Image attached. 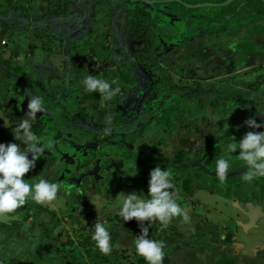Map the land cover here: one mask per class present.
Segmentation results:
<instances>
[{
    "label": "flooded vegetation",
    "instance_id": "af4514ba",
    "mask_svg": "<svg viewBox=\"0 0 264 264\" xmlns=\"http://www.w3.org/2000/svg\"><path fill=\"white\" fill-rule=\"evenodd\" d=\"M147 1L155 9L164 0ZM219 1L184 0L192 7ZM143 5L141 0H0V136L8 143L14 136L11 118L26 114L13 104L14 91L21 89L17 76L34 83L36 62L45 86L55 84L49 89L61 88L67 74L77 80L76 118L68 123L82 126L74 138L77 149L53 156L44 169L36 164L26 175L30 185L47 179L62 188L51 203L29 199L14 212L21 217L0 219V264H147L135 252L138 222L124 221L119 209L128 193L149 198V174L156 166L172 173L175 199L190 217L174 218L167 227L150 224L149 238L166 245L163 264H264V177L245 182L247 167L239 150L227 149L239 141L234 134L242 139V114L249 107L256 113L252 97L242 106L224 97L255 71L240 70L247 53L244 57L237 49L243 42L237 16L227 21L217 8L208 7L205 26L180 33L172 27L176 21L166 26L157 11ZM52 12L60 19L54 20L55 29L65 24L68 38L82 42L83 50L61 42V51H53L51 43L61 37L49 34ZM255 20L264 22V9ZM84 38L89 44H83ZM208 39L213 44L207 45ZM130 44L137 46L129 58L124 50ZM174 46L186 47L187 56L174 54ZM88 76L115 81L112 87L118 84L120 94L105 101L98 92L87 91ZM223 102L226 113H220ZM256 117L264 123V117ZM161 123L169 125L155 137L149 125L161 128ZM207 141L212 150H206ZM221 157L230 161L229 173L234 172L225 182L211 175ZM98 218L111 234L113 250L107 256L92 239Z\"/></svg>",
    "mask_w": 264,
    "mask_h": 264
},
{
    "label": "clouds",
    "instance_id": "9594fccd",
    "mask_svg": "<svg viewBox=\"0 0 264 264\" xmlns=\"http://www.w3.org/2000/svg\"><path fill=\"white\" fill-rule=\"evenodd\" d=\"M113 83L116 82L109 83L94 76H88L84 80L86 90L98 92L105 101H110L121 92L118 84L115 88L112 87ZM27 109L25 116L12 129L14 139L20 141L25 150H21V144L0 143V217L17 211L26 205L29 199L42 205L51 203L62 188L59 182L50 183L47 179L39 180L34 186L25 180L26 175L35 168L37 159L46 149L50 151L52 147L51 144L45 147L31 130L32 121L37 118L38 113L44 111L42 98L33 95L28 99ZM107 120L111 123L112 117L108 116ZM244 123L252 129L264 127V123H257L256 119L251 117ZM227 149L230 153H237L239 150V159L247 167V171L242 175L245 182L251 183L258 177H264V131H248L239 141L229 143ZM230 167L228 159L221 157L217 160L216 173L221 182L226 181ZM149 175V198L145 200L136 192L128 193L119 209V215L124 221L135 219L140 226V234L136 235L134 241L135 252L144 258L147 264H163L166 245L162 240L149 238L150 224L158 221L167 227L174 218L182 217L184 221H188L190 217L175 199L177 192L172 183V173L156 166L151 169ZM92 239L102 254H111V234L100 218L94 223Z\"/></svg>",
    "mask_w": 264,
    "mask_h": 264
},
{
    "label": "water",
    "instance_id": "95a60500",
    "mask_svg": "<svg viewBox=\"0 0 264 264\" xmlns=\"http://www.w3.org/2000/svg\"><path fill=\"white\" fill-rule=\"evenodd\" d=\"M141 1L144 5L147 6L146 8L150 9L152 12L157 11L162 16V20L164 19L162 21L164 25L172 26V23L176 21L178 25L172 27L178 29L180 33L188 31L189 28L197 29L198 27L201 28L202 26H205V23H207V21L202 22V20H207L208 14H204V11L208 10L207 8L210 7L212 10L217 8L219 10V13L222 15L220 16V18H224L227 21L229 20V18L237 16L236 21H238L239 23L237 26L238 33L241 30V34L243 36L247 33L251 35L252 30L250 28H252V26H250V24L256 19V16L261 14L262 10L264 9V0H220L219 2H208L197 7H192L194 5H190L184 2V0H164L161 2L163 4L159 8L155 9H153L152 5L148 4L147 0ZM204 7H206V9H203ZM198 9H200V11ZM86 12L87 10L83 11V13ZM49 18L51 19V21L49 22V34L51 36L58 35V37H61L56 38V40H59L60 43L62 42L61 46L76 42V38H68L70 37V30L69 27H67L65 24L62 28L59 29V31L55 29L56 25L54 24V20L59 18L54 17L53 12L50 14ZM212 19V24L216 25L218 23V18L216 19L215 17ZM204 30L205 28L203 29V31ZM57 32L59 33L57 34ZM189 39L198 40L199 38ZM238 39H240L241 41L245 40V38ZM247 39L249 38H246V40ZM82 41L83 44H89L88 39L84 38ZM60 43L57 44L60 45ZM134 43L139 44L138 41H135ZM78 44L82 45V42H79ZM119 46H121V44H119ZM135 51L136 47L132 46V44H130L124 50L126 56L128 57L129 55L131 56L135 54ZM131 61L135 66L134 60ZM41 67L42 66H40V64L36 62L35 77L33 83L37 86H41V90H33L30 87L31 84L28 83V81L21 78L20 76H17V82L21 89H18V91H14L13 104H15L18 112L21 113L22 111V113H26L28 110V99H30L33 95H38L43 100L44 111L42 113H38L37 118L32 121L31 130L40 138L45 147H47L49 144L52 145L51 149L53 150V153H50L49 150L46 149L41 157L36 161V164L38 165L37 167H41L44 169L50 165L53 156L59 158L62 154H68V148L77 149L74 138L78 134L77 128H82V126L77 123H68V120H70L71 118H76V114L74 111L77 107L73 104L79 92V85L76 86L78 84L77 80L73 81L70 75L67 74L65 83L61 88L60 86L56 85L55 87L49 89V87L55 84L51 83L49 86H45L44 80L39 76ZM42 81L44 84H42ZM136 81L138 83V78H136ZM257 83L258 84L256 86V90L252 92V99L255 102V108L257 111L256 114L260 117H264V115H260L261 113H264V89L260 88L264 83V78H261ZM33 84L32 86H34ZM17 99L19 100V102L17 101ZM131 105H134V103H132ZM23 117L24 116H22V118ZM20 120L21 118L16 117V115L14 114L11 118L12 124L10 125H12V127L14 128L16 126V123H18ZM0 137L3 140L2 143L6 144L7 142L5 141V136L3 135L2 137L1 135ZM7 140H9V142L19 144V141L15 140L14 136L9 137ZM230 157L233 158L232 155H230ZM29 158H31V153H29ZM233 173L234 172L228 173L227 177H232ZM211 175L218 177L216 171L212 172Z\"/></svg>",
    "mask_w": 264,
    "mask_h": 264
},
{
    "label": "crops",
    "instance_id": "0c3cea01",
    "mask_svg": "<svg viewBox=\"0 0 264 264\" xmlns=\"http://www.w3.org/2000/svg\"><path fill=\"white\" fill-rule=\"evenodd\" d=\"M258 23H259L258 21L254 20L250 24V26H252V28H250V29L254 30V32H255L254 35H252V36L244 35L243 38H245V40H243V42H241V43L238 42L236 44L237 49H239L240 52L243 51V53H247L246 54V60H244L240 63V70L246 71L248 68L254 67V70L256 71V73H254L253 75L246 76L245 81L241 82L240 86H238V89L235 90V92H234L235 98L240 97V99L237 100V102L235 101V103H236L235 105H237V106L238 105L240 106L242 103H244V101L246 103L247 97H252L251 93L254 90H256V86L258 84L257 82L261 78H264V47H260L262 42L264 41V36H263L264 35V22L260 23V24H258ZM253 36H256V37L252 38ZM258 37H261V38H258ZM246 38H249V39L246 40ZM244 44H248L249 46H251V48L248 50L247 49L248 45L244 46ZM260 88L264 89V83L261 85ZM224 97H226L227 100H232L231 96L228 95L227 93L224 94Z\"/></svg>",
    "mask_w": 264,
    "mask_h": 264
},
{
    "label": "rangeland",
    "instance_id": "374dc122",
    "mask_svg": "<svg viewBox=\"0 0 264 264\" xmlns=\"http://www.w3.org/2000/svg\"><path fill=\"white\" fill-rule=\"evenodd\" d=\"M215 39V38H214ZM55 42L56 43H51V45H52V48H53V51H56V52H60L61 51V46L59 45V44H57V43H60V41L59 40H55ZM209 43L207 44V45H209L210 43L211 44H213V42H210V41H208ZM71 44H73L74 45V47L75 48H80V50H83L84 48H85V46L83 45H78L76 42L75 43H71ZM260 47H264V41L262 42V44H261V46ZM38 50H42V49H38ZM38 54L40 55H38L39 57H41L42 56V54L40 53V52H38ZM174 54H177L179 57H185V56H187V48L185 47V48H183L182 46H180V47H177V46H174ZM240 55H242V56H244L245 54L243 53V51H241L240 53H239ZM246 56V55H245ZM244 56V57H245ZM243 58V57H242ZM238 61H239V57H237L236 58ZM252 73H256V71H253ZM30 74V73H29ZM245 79H246V77L245 78H242V82H244L245 81ZM178 83V86L179 87H181V84H182V82H180V81H178L177 82ZM222 87V83H218V85H217V87ZM223 86H229V85H223ZM33 90H37V88L35 87V86H32V84H31V86H30ZM17 91H18V89H17ZM226 93L228 94V95H230L231 96V99L233 100V101H236L237 102V100H239L240 99V97H237V98H235V96H234V91H230V90H227L226 91ZM252 94V93H251ZM243 104V103H242ZM221 105H223V107L220 109V113H226L227 111H228V107H227V105H226V102H223ZM164 107V106H163ZM162 107V108H163ZM253 107L255 108V106L253 105ZM203 109V108H201V106L200 107H198V109ZM256 109V108H255ZM249 111L250 112H245V113H243L242 114V116H243V118H244V120H246V119H248V118H254V119H256V121H257V123H260V122H262L263 123V121L261 120V118L258 120L257 119V114L256 113H252V109H251V107H249ZM257 112V111H256ZM183 116V115H182ZM191 119H193V117L191 116L190 117ZM173 119H176L175 117H173ZM179 119V118H178ZM180 120V119H179ZM189 121H191L190 119H189ZM165 125H169V124H165V123H161V128H159L158 126H156V125H154V124H150L149 125V131H151V132H154V136L156 137V136H158V135H160V131L161 132H163V134L165 133L164 132V128H166L165 127ZM184 130H186L187 131V129L184 127L183 128ZM179 130V129H178ZM180 131V130H179ZM245 132H243V135L246 133V132H248V131H264V127H261V128H259V129H252V128H249L247 125H246V128H245V130H244ZM187 134H189V133H187ZM243 135H242V137H243ZM240 136H238L237 134H234L233 135V138L234 139H238V140H240V138H239ZM206 141V140H205ZM196 142H199V139L197 138V141ZM196 142H193V143H196ZM212 142H215V144L214 145H217L218 143H219V141L218 140H216V139H214V141H212ZM207 144V148H206V150L207 151H209V150H212V148L213 147H211V145L208 143V141L206 142ZM169 145H174V142L173 143H170ZM206 151V152H207ZM21 212H18L17 213V215L16 214H14V212L13 213H11V214H7V215H5V216H2V217H0V219H2V220H4L5 222H7V221H9V220H11V219H15V218H12V217H21ZM10 223V222H9ZM84 224V223H83ZM89 228V227H88ZM91 228V227H90ZM220 228V227H219ZM109 232H110V230H108ZM59 232V231H58ZM85 232V231H84ZM19 253V250H16V252H15V256H16V258H21V255H19L18 254ZM209 262V261H208ZM15 263H21V262H18V261H16L15 260V262L14 263H12V264H15ZM11 264V263H10Z\"/></svg>",
    "mask_w": 264,
    "mask_h": 264
}]
</instances>
